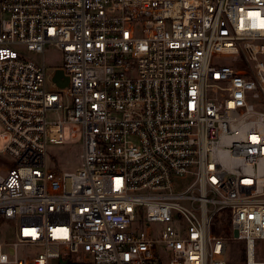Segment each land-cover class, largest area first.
<instances>
[{
	"label": "built area",
	"instance_id": "1",
	"mask_svg": "<svg viewBox=\"0 0 264 264\" xmlns=\"http://www.w3.org/2000/svg\"><path fill=\"white\" fill-rule=\"evenodd\" d=\"M0 137V264H264V0H0Z\"/></svg>",
	"mask_w": 264,
	"mask_h": 264
},
{
	"label": "rangeland",
	"instance_id": "2",
	"mask_svg": "<svg viewBox=\"0 0 264 264\" xmlns=\"http://www.w3.org/2000/svg\"><path fill=\"white\" fill-rule=\"evenodd\" d=\"M33 56H37L35 53H31ZM46 60L51 66H48L49 71H54L59 64V51L53 47L48 46L46 50ZM49 89H54V85L49 79ZM62 94V107L59 109H51L47 111V119L49 122L58 121L63 119L66 114V108L69 104L67 98ZM83 141L82 127L79 123H68L64 125V143L57 144L54 142L48 143V166L50 168H56L60 171H75L79 164L78 154ZM7 140L0 137V153L4 155L2 160L1 173L5 174V167L12 166L11 156L4 152ZM4 235L11 238L12 230L8 227L3 229ZM227 256L230 259V264H245V243L243 240H228ZM19 255L23 256V248L19 250Z\"/></svg>",
	"mask_w": 264,
	"mask_h": 264
},
{
	"label": "water",
	"instance_id": "3",
	"mask_svg": "<svg viewBox=\"0 0 264 264\" xmlns=\"http://www.w3.org/2000/svg\"><path fill=\"white\" fill-rule=\"evenodd\" d=\"M53 80L58 84V86H60L61 88H65L66 86H68L69 83V78L68 76H66L63 72L62 69L58 68L54 71L53 74ZM234 235L237 237L238 236V232L237 230L234 231Z\"/></svg>",
	"mask_w": 264,
	"mask_h": 264
}]
</instances>
